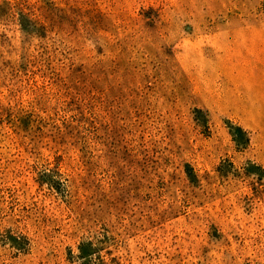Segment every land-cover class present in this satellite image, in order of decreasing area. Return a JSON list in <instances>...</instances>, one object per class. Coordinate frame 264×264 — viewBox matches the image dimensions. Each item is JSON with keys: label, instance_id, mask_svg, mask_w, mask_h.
Instances as JSON below:
<instances>
[{"label": "rangeland", "instance_id": "374dc122", "mask_svg": "<svg viewBox=\"0 0 264 264\" xmlns=\"http://www.w3.org/2000/svg\"><path fill=\"white\" fill-rule=\"evenodd\" d=\"M0 264H264V0H0Z\"/></svg>", "mask_w": 264, "mask_h": 264}]
</instances>
